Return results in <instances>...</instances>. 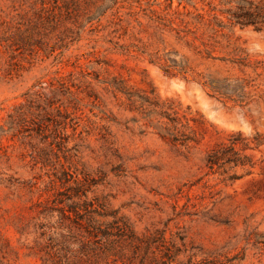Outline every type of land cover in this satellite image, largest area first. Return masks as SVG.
<instances>
[{"label": "rangeland", "instance_id": "rangeland-1", "mask_svg": "<svg viewBox=\"0 0 264 264\" xmlns=\"http://www.w3.org/2000/svg\"><path fill=\"white\" fill-rule=\"evenodd\" d=\"M241 1L0 0V264H264V145L207 166L264 134Z\"/></svg>", "mask_w": 264, "mask_h": 264}, {"label": "trees", "instance_id": "trees-1", "mask_svg": "<svg viewBox=\"0 0 264 264\" xmlns=\"http://www.w3.org/2000/svg\"><path fill=\"white\" fill-rule=\"evenodd\" d=\"M228 13L231 15V20L233 21L234 26H240L241 29L253 26L257 31L264 30V2L255 4L248 0H242L238 10L234 12L228 11ZM252 143H254L256 147L264 145V134L257 133L251 139H244L243 141L232 138L229 145H221L208 155L207 166L210 169H214L215 167L221 168L227 164H233L235 167L251 166L248 158L242 157L240 151L237 148L238 146H241V150H245L251 148L250 146ZM56 178L60 181L63 180V178L60 176L58 177V175ZM75 181L82 187L86 186V184L79 178H76ZM88 191L89 190L84 189L83 194L85 197H87ZM87 202L88 201H85V212L90 216L87 219L89 223V236L93 239H96V241L113 236V233L102 229V226L91 225L96 220L97 216L106 218L110 215L100 211V208H102L100 204H96L94 201ZM107 225V228H116L121 235L126 232V227L120 225L118 221L110 222Z\"/></svg>", "mask_w": 264, "mask_h": 264}]
</instances>
